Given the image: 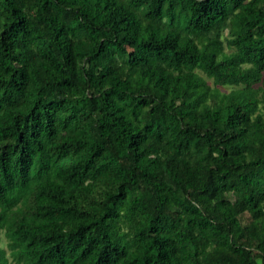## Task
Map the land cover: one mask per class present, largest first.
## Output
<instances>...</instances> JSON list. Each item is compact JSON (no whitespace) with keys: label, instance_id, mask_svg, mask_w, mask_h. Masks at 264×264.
<instances>
[{"label":"trees","instance_id":"obj_1","mask_svg":"<svg viewBox=\"0 0 264 264\" xmlns=\"http://www.w3.org/2000/svg\"><path fill=\"white\" fill-rule=\"evenodd\" d=\"M0 264H264V0H0Z\"/></svg>","mask_w":264,"mask_h":264},{"label":"rangeland","instance_id":"obj_2","mask_svg":"<svg viewBox=\"0 0 264 264\" xmlns=\"http://www.w3.org/2000/svg\"><path fill=\"white\" fill-rule=\"evenodd\" d=\"M207 80H208V82L211 84V85H213V81L212 80H210V79H208V78H206ZM225 91H228V89H226V88H223ZM247 221V218H245L244 219V223Z\"/></svg>","mask_w":264,"mask_h":264}]
</instances>
